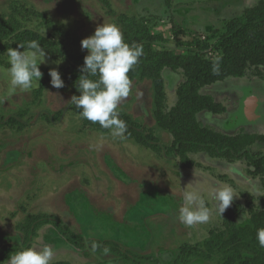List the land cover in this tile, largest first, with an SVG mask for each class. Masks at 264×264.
<instances>
[{"label": "rangeland", "instance_id": "374dc122", "mask_svg": "<svg viewBox=\"0 0 264 264\" xmlns=\"http://www.w3.org/2000/svg\"><path fill=\"white\" fill-rule=\"evenodd\" d=\"M257 2L0 0V20L41 34L58 51L47 53L40 84L10 93L3 73L10 66L7 49L16 47L10 40L0 46V253L22 245L28 236L30 247L53 250L51 264H224L228 253L209 251L207 243L229 237L227 217L245 228L255 212H264V191H255L264 190V173L247 159L230 163L203 151L183 160L172 135L157 123L160 96L146 78L132 81L117 109L126 132L113 137L110 129L83 119L69 103L80 93L65 81V87L53 88L48 72L57 68L64 80L75 70L70 58L88 53L81 41L98 26L114 24L122 32L120 15L161 34L164 40L154 44L156 50L185 54L198 51L197 42H207L211 49L200 53L215 59L227 22ZM263 73L262 67H251L244 78L203 88L202 94L227 111L202 112L199 122L230 136H264ZM162 75L164 110L169 111L185 77L170 69ZM250 149L264 157V143ZM226 186L236 197L221 217L214 194ZM186 192L204 199L207 222L188 226L179 221ZM243 216L246 221L239 223ZM45 219L49 224L37 228ZM80 238L88 241L86 248Z\"/></svg>", "mask_w": 264, "mask_h": 264}, {"label": "trees", "instance_id": "16d2710c", "mask_svg": "<svg viewBox=\"0 0 264 264\" xmlns=\"http://www.w3.org/2000/svg\"><path fill=\"white\" fill-rule=\"evenodd\" d=\"M119 22L124 41L142 48L138 63L128 74L131 82L138 77L152 82L157 95L160 96L155 113L157 123L172 135L177 154L185 161L188 154L201 151L230 163L247 159L264 173V157L250 149L257 142L264 143V136L250 133L230 136L203 126L198 120V115L202 112L222 115L227 111V108L213 96L202 94L203 88L229 78H244L251 67L264 69V0H258L256 5L247 8L241 18L227 22L225 31L218 37V56L215 59L206 58L200 53L205 54L211 49L207 42H197L198 51L190 50L185 54H177L171 50H156L154 44L164 40L161 34L153 33L146 24L135 17L120 15ZM7 40L13 42L16 48L20 44L26 47L27 42L35 40L48 54L52 56L58 54L54 44L41 34L21 30L14 21L0 20V46ZM87 54H78L70 58L75 70L67 72L64 81L74 89L82 74L79 69ZM214 64L218 67L215 73ZM166 69L183 72L185 77V81L177 88V103L169 111L164 110L163 104L162 73ZM261 78L264 79V73ZM46 224H49L47 219L38 223L37 228ZM225 225L229 237H214L213 241L207 243L209 251L228 253L224 264H264V248L259 246L256 239L257 230L264 228V212L258 211L252 215L250 227L239 228L230 217L226 218ZM28 241L30 237L27 236L20 246L4 247L0 259L4 260L15 252L29 248ZM79 241L82 247L88 246L87 240L80 238ZM244 251L249 254L244 256Z\"/></svg>", "mask_w": 264, "mask_h": 264}, {"label": "clouds", "instance_id": "9594fccd", "mask_svg": "<svg viewBox=\"0 0 264 264\" xmlns=\"http://www.w3.org/2000/svg\"><path fill=\"white\" fill-rule=\"evenodd\" d=\"M81 48L87 50L88 54L79 69L82 74L74 85L80 94L73 95L69 103L80 110L79 114L83 119L110 129L113 137H123L126 125L119 119L117 109L129 96L132 82L128 74L138 63L142 48L126 43L116 25L105 23L98 26L93 35L81 41ZM6 55L10 66L3 75L8 80L10 93L17 89L27 91L35 83L40 84L43 77L40 66L47 63V52L37 41L27 42L26 47L20 44L15 49L8 48ZM217 71L218 67L214 64L213 72ZM48 75L53 88L65 87L57 68H50ZM255 191L261 194L264 190ZM235 197L231 187L226 186L215 191L216 209L221 217ZM178 211L179 221L188 226L209 220V209L204 199L195 192L185 193L184 204ZM246 219L243 216L239 223ZM256 239L259 246L264 248V228L257 230ZM53 255V250L47 245L39 250L29 247L13 253L7 264H51Z\"/></svg>", "mask_w": 264, "mask_h": 264}]
</instances>
